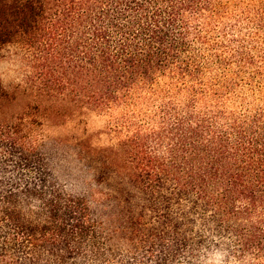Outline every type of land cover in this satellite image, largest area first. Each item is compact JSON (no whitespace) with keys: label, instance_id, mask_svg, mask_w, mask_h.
Returning a JSON list of instances; mask_svg holds the SVG:
<instances>
[{"label":"trees","instance_id":"trees-1","mask_svg":"<svg viewBox=\"0 0 264 264\" xmlns=\"http://www.w3.org/2000/svg\"><path fill=\"white\" fill-rule=\"evenodd\" d=\"M262 33L264 0H0V50L36 68L0 82V264H264ZM43 104L119 112L108 145L73 144L84 193Z\"/></svg>","mask_w":264,"mask_h":264},{"label":"rangeland","instance_id":"rangeland-1","mask_svg":"<svg viewBox=\"0 0 264 264\" xmlns=\"http://www.w3.org/2000/svg\"><path fill=\"white\" fill-rule=\"evenodd\" d=\"M252 27L246 23L242 25L243 34H247ZM246 37V36H245ZM250 37H247V41ZM252 46L257 47L264 53V33L252 39ZM24 50L14 46H8L0 50V82L11 90L14 86L21 84L30 86L31 79L36 75V68L28 59ZM248 97L246 103L250 108H261L264 115V96L259 100ZM46 109L47 111H44ZM43 115V126L40 128V136L52 151L56 152L60 161V174L74 187H70L76 193H84L88 184V176L94 171L95 165L85 160V154H80L78 161L75 156L74 145L77 143H91L100 147L108 145L116 136L113 128L118 124V110L111 112H81L78 115L63 117L55 114V109L48 105H41ZM111 128V129H110ZM74 144V145H73ZM54 145V147L52 146ZM73 145V146H72ZM64 155V159L62 158ZM65 160V163H64ZM90 170V172H88ZM69 175V176H68ZM68 176V178H66Z\"/></svg>","mask_w":264,"mask_h":264}]
</instances>
